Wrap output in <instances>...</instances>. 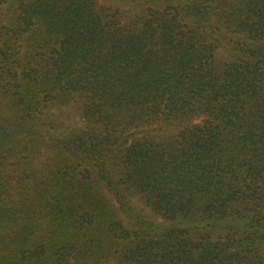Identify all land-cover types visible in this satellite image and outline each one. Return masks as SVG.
Segmentation results:
<instances>
[{
  "label": "trees",
  "instance_id": "trees-1",
  "mask_svg": "<svg viewBox=\"0 0 264 264\" xmlns=\"http://www.w3.org/2000/svg\"><path fill=\"white\" fill-rule=\"evenodd\" d=\"M0 264H264V0H0Z\"/></svg>",
  "mask_w": 264,
  "mask_h": 264
}]
</instances>
